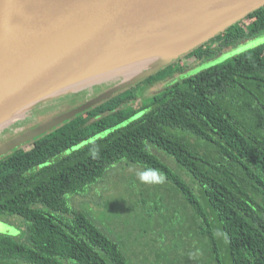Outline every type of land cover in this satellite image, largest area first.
<instances>
[{
  "label": "trees",
  "instance_id": "1",
  "mask_svg": "<svg viewBox=\"0 0 264 264\" xmlns=\"http://www.w3.org/2000/svg\"><path fill=\"white\" fill-rule=\"evenodd\" d=\"M263 33L264 5L184 56L208 60ZM180 63L145 78L165 82L147 103L132 106L136 86L124 89L0 156V215L25 224L19 237L0 233V264H133L99 219L70 202L121 161L165 176L199 264H264V42L170 79Z\"/></svg>",
  "mask_w": 264,
  "mask_h": 264
},
{
  "label": "water",
  "instance_id": "2",
  "mask_svg": "<svg viewBox=\"0 0 264 264\" xmlns=\"http://www.w3.org/2000/svg\"><path fill=\"white\" fill-rule=\"evenodd\" d=\"M263 5L264 0H0V123L57 94L87 91L79 105L1 142L0 156L153 75Z\"/></svg>",
  "mask_w": 264,
  "mask_h": 264
},
{
  "label": "rangeland",
  "instance_id": "3",
  "mask_svg": "<svg viewBox=\"0 0 264 264\" xmlns=\"http://www.w3.org/2000/svg\"><path fill=\"white\" fill-rule=\"evenodd\" d=\"M262 42H264V33L237 46L225 48L222 53L200 62L193 56L181 54L174 61L180 58V64H183L185 69L182 73L174 74L170 79H182ZM145 80L144 78L131 86H136L134 89L136 99L131 101L134 107L147 103L150 96L165 84L162 81L147 84ZM101 87L103 85L95 86L92 95L100 91ZM86 92V90L67 91L51 97L45 103L33 105L25 112H16L13 117L0 123V143L38 126L47 118L65 109L73 108L72 105H76V100L85 98ZM142 113V110H137L130 119ZM67 152L69 150L62 154ZM153 152H156L155 154L162 161L169 164L185 180L190 181L188 176L177 168L171 156L158 148L153 149ZM129 164L131 165L126 164L125 161L115 163L100 180L88 185L85 192L71 195L70 202L77 208L88 209L99 219L107 232L113 234L122 248L129 253L133 264H179L177 262L189 259L193 260L191 264H199V248L194 247L190 250L184 243L185 217L181 208L170 196L171 187L166 186L165 182L151 186L140 184L136 179V173L145 167L136 163ZM130 205L131 207L124 209ZM24 225V220L18 215H0V233L19 237L25 231Z\"/></svg>",
  "mask_w": 264,
  "mask_h": 264
},
{
  "label": "clouds",
  "instance_id": "4",
  "mask_svg": "<svg viewBox=\"0 0 264 264\" xmlns=\"http://www.w3.org/2000/svg\"><path fill=\"white\" fill-rule=\"evenodd\" d=\"M90 155L93 159L99 156V150L93 148L90 150ZM136 179L140 184L143 185H160L165 182V176L157 169L145 168L136 173Z\"/></svg>",
  "mask_w": 264,
  "mask_h": 264
}]
</instances>
